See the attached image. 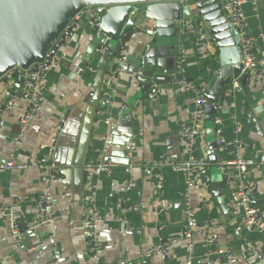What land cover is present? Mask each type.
Here are the masks:
<instances>
[{
	"label": "crops",
	"instance_id": "1",
	"mask_svg": "<svg viewBox=\"0 0 264 264\" xmlns=\"http://www.w3.org/2000/svg\"><path fill=\"white\" fill-rule=\"evenodd\" d=\"M242 10L255 42L254 53L264 58L261 40L264 0H246ZM89 20L88 10L69 23L71 31L64 42L67 57L48 73L43 101L28 121L15 153L20 162L44 159L46 166L0 172V264H95L85 254L82 228L86 214L82 196L88 192L94 195V209L103 220L98 227L101 249L97 264H167L163 257H145L144 252L160 238H177L188 227L206 226L213 228L217 236L215 247L230 250L237 264H264V233L236 224L228 207L234 203V196L224 189L222 173L213 165L208 170L209 188L189 190L193 211L190 223H186L184 214V176L164 169V186L158 194L153 175L143 170L153 162H180L190 157L212 164L218 159L235 158L264 162V95L256 82L251 76L245 85L233 81L221 94L228 99L218 105L220 109L212 117L220 118L222 136L229 141L235 137L231 117L238 119L242 125L237 135L241 149L218 153L213 143L212 121L211 127L205 122L208 132L204 144L197 141L193 152L188 154L181 142L180 125L189 118L194 94L163 83L162 92L154 99H147L148 89L144 92L143 85L133 80L130 73L136 70L141 47L149 38L141 29L135 30L132 40L124 46L128 52L126 72L115 73L117 56L107 58V53L93 50L94 41L98 42L100 37L91 36ZM135 25L144 28L140 20ZM145 28L148 29L147 25ZM202 29L208 35L203 26ZM188 33L181 37L183 40L176 49L165 47L166 69L173 68L177 53L184 51L180 74L204 94L209 80L220 69L218 49L212 46L208 36L209 51L199 59L194 47L195 35ZM13 83L11 80L9 84ZM230 88L238 89L226 95ZM5 92L6 87L0 85V105ZM104 94L109 96L108 122L96 123V112ZM18 105L23 104L17 101L10 112H0L4 122L0 128V163L10 159L13 150L21 117ZM62 124L61 131H56ZM132 143L136 149L129 158L127 150ZM92 161L113 163L116 167L89 172L84 167ZM51 165L54 174L61 178L52 182L48 190L52 198V220L29 230L34 217L31 200L43 190L41 177L53 173L48 167ZM244 180L254 187L252 202L264 214V165L248 168ZM128 181L131 188L122 192ZM3 208H7L6 216ZM13 217L19 223L16 239L10 237ZM161 225L164 228L158 231ZM203 240L202 236L194 237L193 264H230L222 257L207 256ZM186 246L181 241L174 247L177 259L188 257Z\"/></svg>",
	"mask_w": 264,
	"mask_h": 264
},
{
	"label": "built area",
	"instance_id": "2",
	"mask_svg": "<svg viewBox=\"0 0 264 264\" xmlns=\"http://www.w3.org/2000/svg\"><path fill=\"white\" fill-rule=\"evenodd\" d=\"M246 0H221L222 10L224 15L237 33L238 49L241 54L242 72H248L253 80L256 82L259 91L264 95V58H258L254 53L255 42L250 36L247 30L246 19L242 10L243 4ZM90 20L89 25L98 27L99 17L95 9H89ZM77 18V17H76ZM71 28L69 24L66 29ZM188 32L195 35L194 47L197 51V57L203 59L206 53L209 51V39L208 35L202 28L196 30L189 29ZM65 37L60 35L57 42L46 53L44 60L35 65V71H31V67L27 70H22L21 73V91L22 95L17 98L15 95L11 96L5 103L1 113L6 114L15 108L17 101L23 105H18V110L21 113V117L18 123V131L13 138L12 153L10 159L0 163V172L9 170H26V169H40L46 166L44 159L30 160L28 162H20L15 158V153L18 151L19 144L22 140L24 132L26 130L28 121L31 116L39 109L46 91V77L48 73L57 66L60 60L66 59L67 52L65 49ZM264 41V38H261ZM108 48L102 47L98 50L100 54H105ZM128 52L125 47H122L117 53V67L115 73L126 72L124 63L127 60ZM184 59V51L177 53L176 65L174 73L171 75L169 85L181 88L194 94L192 101V107L190 109L189 118L186 122L180 125V137L181 142L188 154L193 152V149L197 141H201L204 144L207 130L205 125V108L208 105L206 97L195 87V85L185 79L180 74V64ZM12 72L7 73L4 77L10 78ZM133 80L136 81L137 77L143 75V68L130 73ZM237 86V84H235ZM234 86V87H236ZM164 88L163 83L152 81L148 86V92L146 94L147 99H154L158 96ZM140 89V86L139 88ZM232 89H229L226 95L231 93ZM109 105V96L104 94L102 96L101 107L96 112V123L108 122L106 108ZM220 107L218 106V110ZM213 132L215 137V148L218 153H225L233 150L237 151L241 149V143L237 138V135L242 131V125L235 116L231 117V123L233 125V133L235 137L232 140H226L222 136L221 120L219 117H214ZM4 122L0 119V128ZM62 125L56 127V131L60 132ZM45 149V147H41ZM136 149V144L132 143L128 150L127 156L131 158L133 152ZM214 166L222 173L224 189L230 192L234 196V203H229L228 207L231 208L232 218L236 224L244 229L255 230L264 233V214H262L253 204L254 187L245 182L244 174L247 169L257 165H264V162H255L253 160H243L235 158L233 160H221L218 159L214 164L205 159H195L190 157L187 160L180 162L168 161V162H153L143 167L144 171L150 172L153 175L155 181V192L161 193L164 186L163 170L167 169L175 173H180L184 176V183L186 191L183 198L184 214L186 223H190L193 217V211L190 206L189 190L192 188H206L208 189L211 183L209 176V168ZM53 170L52 174H44L40 183L43 190L39 195L35 196L31 201L34 207V217L29 230H35L52 220L53 214L52 198L48 193L49 187L52 182L61 181V178L54 174L53 165L48 166ZM116 167V164L107 162H90L85 165V169L89 172L102 171L106 168ZM126 172H130L127 169ZM57 173V172H56ZM56 175V176H55ZM132 186L131 181H128L122 188V192L128 191ZM82 202L86 214L82 219L83 234L86 240L85 254L97 264L100 257L101 244L99 241L98 227L102 218L98 212L94 209V195L92 193H86L82 196ZM7 208H3L2 213L6 216ZM127 211V210H126ZM123 211V212H126ZM164 226L161 225L158 231L163 230ZM126 231H131L130 228H126ZM19 235V223L18 218L13 217L10 219V237L16 239ZM202 236L204 246L208 251L207 256L222 257L226 259L230 264H237V260L234 254L230 250H224L219 247H215L217 242V236L213 232V228L206 226L202 229H192L188 227L180 237L172 238L168 240L159 239V242L144 252L145 257L160 256L163 257L167 264H193L191 256L194 249V237ZM181 241L186 243L188 251V257L185 260H179L174 255V247ZM20 248H23L20 246ZM253 253H257L253 251ZM117 264H127L126 262H119Z\"/></svg>",
	"mask_w": 264,
	"mask_h": 264
},
{
	"label": "water",
	"instance_id": "3",
	"mask_svg": "<svg viewBox=\"0 0 264 264\" xmlns=\"http://www.w3.org/2000/svg\"><path fill=\"white\" fill-rule=\"evenodd\" d=\"M89 9H95L100 19L98 27L92 26L90 31L93 38L100 37L93 43L94 52L106 47L107 58L117 56L136 29L149 38L136 64V70L143 68V75L136 81L143 85L144 92L152 81L167 84L171 80L176 61L173 68L166 69L165 47L176 49L190 28L203 26L212 46L218 49L220 65L203 94L208 100V127L218 105L228 99L221 95L224 89L233 81L245 85L250 79L247 71L242 72L237 33L224 15L221 0H0V85L6 87L0 112L13 94L21 97L20 72L29 67L35 71V65L44 60L59 36L71 31L66 29L71 20ZM138 20L144 28L135 25ZM9 72L10 78L4 77Z\"/></svg>",
	"mask_w": 264,
	"mask_h": 264
}]
</instances>
